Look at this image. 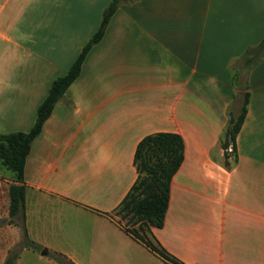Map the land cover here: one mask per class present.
Returning <instances> with one entry per match:
<instances>
[{"label": "crops", "instance_id": "1", "mask_svg": "<svg viewBox=\"0 0 264 264\" xmlns=\"http://www.w3.org/2000/svg\"><path fill=\"white\" fill-rule=\"evenodd\" d=\"M110 2L0 0V134L29 131ZM246 96L228 169L220 137ZM157 132L184 153L153 238L184 264H264V0L118 1L25 160L40 257L167 264L115 215L137 143Z\"/></svg>", "mask_w": 264, "mask_h": 264}, {"label": "trees", "instance_id": "2", "mask_svg": "<svg viewBox=\"0 0 264 264\" xmlns=\"http://www.w3.org/2000/svg\"><path fill=\"white\" fill-rule=\"evenodd\" d=\"M119 0H111L103 10L102 18L96 32L83 45L78 55L64 75L56 77L37 107L34 122L27 132H11L0 134V166L13 175L8 186L10 221H22L24 236L23 248L40 249V246L29 239L24 224L25 186L24 165L29 153L31 141L41 132L45 120L51 114L54 105L62 97L67 87L77 78L81 66L90 48L102 38L107 23L116 9ZM248 96L235 118H231L229 126L220 137L224 150L223 165L231 168L229 157L234 153V139L243 122ZM233 144V152L226 148ZM184 153V143L178 133L157 132L144 136L136 145L133 163L137 177L117 206L115 213L126 219L123 229L134 239L142 242L149 250L167 264H184L165 250L152 236V227H161L169 200L171 178L179 168ZM17 254L8 255L3 264H14ZM61 264H73L56 256Z\"/></svg>", "mask_w": 264, "mask_h": 264}, {"label": "rangeland", "instance_id": "3", "mask_svg": "<svg viewBox=\"0 0 264 264\" xmlns=\"http://www.w3.org/2000/svg\"><path fill=\"white\" fill-rule=\"evenodd\" d=\"M12 181L13 175L0 166V264H3L5 258L10 254H17L14 264L18 258L19 264H52L48 261L50 256L40 257V249L23 248L26 237L24 236L22 221L20 219L12 222L9 220L8 186ZM115 215L119 222L126 225L125 218L120 217L117 213ZM55 262L59 263L56 258Z\"/></svg>", "mask_w": 264, "mask_h": 264}, {"label": "built area", "instance_id": "4", "mask_svg": "<svg viewBox=\"0 0 264 264\" xmlns=\"http://www.w3.org/2000/svg\"><path fill=\"white\" fill-rule=\"evenodd\" d=\"M226 151H227L228 153H232V152H233V144H232V143H229V144H228V146H227V148H226Z\"/></svg>", "mask_w": 264, "mask_h": 264}, {"label": "water", "instance_id": "5", "mask_svg": "<svg viewBox=\"0 0 264 264\" xmlns=\"http://www.w3.org/2000/svg\"><path fill=\"white\" fill-rule=\"evenodd\" d=\"M229 118H231V117L229 116ZM46 252H47L46 249L42 250V254H46Z\"/></svg>", "mask_w": 264, "mask_h": 264}]
</instances>
